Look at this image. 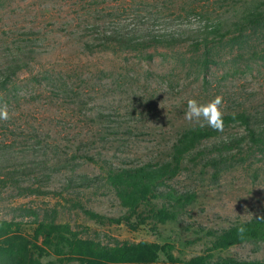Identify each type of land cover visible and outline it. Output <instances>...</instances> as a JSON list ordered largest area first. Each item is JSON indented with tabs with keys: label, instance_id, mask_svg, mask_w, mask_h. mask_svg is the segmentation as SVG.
Segmentation results:
<instances>
[{
	"label": "rangeland",
	"instance_id": "1",
	"mask_svg": "<svg viewBox=\"0 0 264 264\" xmlns=\"http://www.w3.org/2000/svg\"><path fill=\"white\" fill-rule=\"evenodd\" d=\"M246 2L0 0V81L8 65L27 64L0 85V106L6 105L9 113L8 120H0V153L27 163L35 157L48 159L55 169L42 182L43 190L51 192L46 196L20 197L13 188L0 189V220L21 222L32 233L35 215L24 209L41 216L57 210V223L69 225L79 238L110 246L170 243L177 257L190 259L211 247L207 231L259 216L264 208V153L249 145L227 154L218 174L200 160L186 158L168 185L180 194L195 195V201L178 221L155 230L151 225L133 231L97 224L73 204L80 201L107 217L123 216L126 209L106 186L67 188L74 176L63 167L78 164L77 175L101 177L110 167L170 160L180 134L199 126L185 119L189 99L206 104L220 96L223 115L260 116L264 21L223 39L210 37V43L195 38L173 47L138 49L103 43L90 28L132 24L139 13L195 27L202 16L229 21L233 7ZM243 134V127L232 126L221 137ZM218 256L264 260V243L240 244Z\"/></svg>",
	"mask_w": 264,
	"mask_h": 264
},
{
	"label": "trees",
	"instance_id": "2",
	"mask_svg": "<svg viewBox=\"0 0 264 264\" xmlns=\"http://www.w3.org/2000/svg\"><path fill=\"white\" fill-rule=\"evenodd\" d=\"M232 19L202 16L193 27L180 18L176 21H160L150 15L139 13L130 24L111 22L110 26H91L97 31L103 43L118 44L126 49L152 46L173 47L195 38L205 43L213 39H223L233 32L243 33L264 21V0H247L232 9ZM152 15V16H151ZM27 64L17 61L2 69L0 85L23 71ZM223 131H215L207 126H195L180 134L173 146L170 160L161 164H144L133 167H110L104 176L89 177L77 175L78 164L69 167L74 177L68 179L67 188L90 190L106 186L126 209L120 217H107L86 209L80 201L73 207L103 226H126L137 231L143 226L176 222L195 201V195L180 194L168 183L180 172L186 158L192 162L200 160L204 167H211L218 174L226 162V155L243 151L245 145L264 153V112L260 116L246 112H232L223 115ZM232 126L244 128L245 134L222 138L225 130ZM207 144L212 140H218ZM48 152L43 153L46 157ZM89 161L93 159L88 157ZM66 161V160H65ZM51 169L47 160L35 157L29 163L16 161L7 153H0V189L13 188L20 197H42L51 192L43 190L42 182L49 180ZM30 182L28 186L24 183ZM102 183V184H100ZM35 215L36 227L32 233L24 231L21 222L0 220V264H264V260H242L221 257L218 254L244 243H264V208L259 216L233 224L220 230H210L205 236L210 238L211 247L203 254L190 259L175 255V246L170 243L159 244L140 242L131 245H104L77 236L67 224L57 223V210ZM244 228L241 234L238 229ZM47 262H44L46 260Z\"/></svg>",
	"mask_w": 264,
	"mask_h": 264
},
{
	"label": "clouds",
	"instance_id": "3",
	"mask_svg": "<svg viewBox=\"0 0 264 264\" xmlns=\"http://www.w3.org/2000/svg\"><path fill=\"white\" fill-rule=\"evenodd\" d=\"M221 105L222 97L220 96H216L206 104L198 103L195 99H189L187 101V110L184 113L185 119L196 122L200 127L207 126L215 131H223L224 121ZM8 119L7 106H0V120L6 121ZM238 231L242 234L245 229L241 227Z\"/></svg>",
	"mask_w": 264,
	"mask_h": 264
}]
</instances>
